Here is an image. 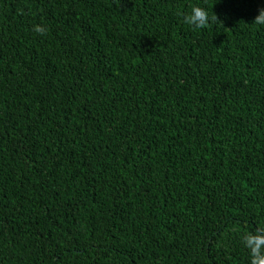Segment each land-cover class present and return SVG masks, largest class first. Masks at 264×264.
I'll list each match as a JSON object with an SVG mask.
<instances>
[{
    "label": "trees",
    "instance_id": "trees-1",
    "mask_svg": "<svg viewBox=\"0 0 264 264\" xmlns=\"http://www.w3.org/2000/svg\"><path fill=\"white\" fill-rule=\"evenodd\" d=\"M262 7L0 0V264H250Z\"/></svg>",
    "mask_w": 264,
    "mask_h": 264
},
{
    "label": "clouds",
    "instance_id": "clouds-1",
    "mask_svg": "<svg viewBox=\"0 0 264 264\" xmlns=\"http://www.w3.org/2000/svg\"><path fill=\"white\" fill-rule=\"evenodd\" d=\"M216 20H220L216 13L210 17L205 8L200 6H193L191 12L184 16V23L196 29L206 28ZM252 22L256 25H264V7L258 10ZM34 31L43 35L47 32V28L35 25ZM243 244L250 252V264H264V227H258L255 232L250 231L244 234Z\"/></svg>",
    "mask_w": 264,
    "mask_h": 264
}]
</instances>
